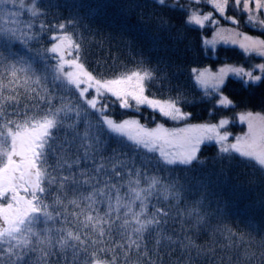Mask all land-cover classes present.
I'll list each match as a JSON object with an SVG mask.
<instances>
[{
	"label": "snow or ice",
	"instance_id": "obj_1",
	"mask_svg": "<svg viewBox=\"0 0 264 264\" xmlns=\"http://www.w3.org/2000/svg\"><path fill=\"white\" fill-rule=\"evenodd\" d=\"M155 2L185 10L186 25L214 27L212 39L202 40L211 49L218 43L231 44L246 56L264 58V38L241 33L240 21L227 14L231 6L245 14L247 24L264 29V0ZM202 3L214 11L192 6ZM6 5L24 10L32 19L20 21L26 30H0V264H50V257L59 254L67 260L69 253L71 264H118L121 256L122 264H155L150 252L173 246L189 254L195 249L198 256L214 255V248L196 245L186 234L174 238L166 230L172 219L171 205L160 204L178 203L183 186L177 187L175 176L162 181L159 175L150 174V165L155 160L173 173L177 168L191 170L193 165L206 163L200 158L202 145L214 144L221 160L239 157L264 171V115L238 113L236 118L246 124L247 131L236 136L228 130L234 121L225 116L215 123H184L173 128L162 123L148 127L136 118L117 121L109 113L110 104L136 111L146 106L177 123L187 122L192 114L183 110L181 105L188 100L179 94L160 98L150 92L166 76L142 55L133 68L112 76L90 70L82 46L86 37L79 31L83 17L78 14L52 22L47 9L58 8V4L0 0V6ZM105 7L99 0L90 7L88 18L103 14ZM214 13L237 27L221 26ZM10 15L19 17L23 12ZM160 26L166 27L167 22L161 21ZM44 35L50 46L37 48L31 56L15 48L19 43L33 52L29 41L40 43ZM149 40L155 47L156 39ZM192 73L203 89L201 99L213 104L210 115L217 108L236 107L223 91L229 78L246 88L264 83V63L246 69L225 62L216 71L205 67L193 68ZM58 133L70 138L61 141ZM102 133L117 144L111 156L99 151ZM200 203L186 210L188 217H195L193 227L204 225L208 215L201 213ZM248 228L251 231L245 234L222 224L213 231L226 236L225 247L243 246V259L257 255L254 245L264 257V234L252 221ZM148 239L154 241L152 250Z\"/></svg>",
	"mask_w": 264,
	"mask_h": 264
},
{
	"label": "trees",
	"instance_id": "obj_2",
	"mask_svg": "<svg viewBox=\"0 0 264 264\" xmlns=\"http://www.w3.org/2000/svg\"><path fill=\"white\" fill-rule=\"evenodd\" d=\"M37 2L42 6L49 2L60 5L58 8L47 9L49 13L47 19L52 22L66 20L77 14L83 17L79 31L86 37L82 46L90 70L112 76L125 69L133 68L135 59H139L141 55L152 66L159 67L166 79L152 85L150 92L160 98L176 97L179 94L182 100L187 99L188 103L181 106L184 111L192 114L187 121L189 123H215L221 116L237 122V114L246 111L264 114V83L246 88L235 78L227 80L223 91L235 101L236 107L217 108L211 115L209 114L213 104L206 99H201L203 90L194 81L193 68H217L225 62L250 68L264 61L257 59L256 56H246L235 47L220 46L214 52L213 49L204 46L202 40L211 37L214 27L199 29L186 25L185 10L161 6L155 0H103L106 5L103 14L90 19L87 13L99 0H37ZM188 2L189 0H179L180 4H188ZM168 3L171 4L172 0H168ZM74 4L82 5V7H72ZM192 6L199 7L204 12L214 11L208 4ZM2 7H5L6 11H2ZM15 11L24 12V10L12 9L11 5L0 6V30L9 28L26 30L20 21L32 18L26 12L19 17L10 16V12ZM227 14L235 16L239 21L245 16L243 13L234 11L231 6ZM214 15L220 20V25H230L217 13ZM262 16L264 12L261 13V18ZM161 21L167 22V26L162 28ZM238 27L244 32L248 31L264 38V31L260 29H254L248 25L243 27L242 24ZM149 37L156 39L155 47ZM29 46L32 47L33 52H28L19 43L15 44V48L24 56H31L37 48L48 47L50 44L47 36L44 35L40 43L29 41ZM141 108L136 111L121 109L118 104H110L109 113L117 121L138 118L148 127L155 126L160 120L158 114L144 107ZM89 119L95 122L94 116ZM237 126H239L237 128L239 133L236 134L247 131L244 125ZM84 127L82 124L80 130L83 131ZM230 129L231 126H228V130ZM58 135L61 141L70 138L63 133ZM101 136L99 151L104 156H111L112 149L116 148L117 144L114 140H110L106 133H102ZM73 148L75 149V145ZM200 158L206 161L203 166L193 165L192 169L187 171L177 168L175 173L168 171V166L157 164L153 160L150 165L152 170L150 174L159 175L162 181L171 180L175 176L178 178L177 187L183 186L178 203L175 200H169L160 204L161 207L171 205L172 219L165 226L166 230L174 238L177 235L183 237L186 234L196 245L203 246L205 249L214 248L215 254L198 256L195 249H192L189 254L175 246L160 247L158 251L150 252L151 259L155 261V264H262L264 257L260 256L261 249L254 245L252 250L256 251L257 255L252 260L243 259L241 255L243 246L239 249L225 247L228 244L226 236L213 230L218 225L227 224L237 232L247 234L251 231L248 228V222L252 221L259 227L260 233L264 234V171L239 157L221 160L217 154V146L214 144H205L201 149ZM212 169L221 173L214 172ZM197 201L201 202V213H208V215L204 225L193 227L195 217H188L186 210L195 207ZM72 226L68 224V227ZM182 226L184 231H181ZM146 242L148 248L152 250L154 241L148 239ZM49 259L50 264H71V253L68 254L67 260L59 254ZM131 259L135 260V255ZM122 262L121 256L118 264ZM141 264H146V261H141Z\"/></svg>",
	"mask_w": 264,
	"mask_h": 264
},
{
	"label": "rangeland",
	"instance_id": "obj_3",
	"mask_svg": "<svg viewBox=\"0 0 264 264\" xmlns=\"http://www.w3.org/2000/svg\"><path fill=\"white\" fill-rule=\"evenodd\" d=\"M7 9H8V7H6ZM2 9V11H6L5 10V7H2L1 8ZM24 13V12H23ZM218 15V14H217ZM10 16H12V17H15L14 15H10ZM262 18L264 19V16H262ZM227 23H229L230 25L229 26H224L223 24L221 25V26H223V27H237V26H234V25H232L230 22H228V21H226ZM241 23L240 24H242L243 25V27H245V25H248V26H252V27H254V29H260V30H262V31H264V29H261V28H259V27H257V26H254V25H249V24H247L246 22H245V16L241 19V21H240ZM239 24V25H240ZM232 25V26H231ZM195 27V26H194ZM198 28V27H197ZM238 31H240L241 33H244V34H248V35H250V36H253V37H258V36H256V35H253L254 33H250V32H248V31H242V30H240L239 29V27H238ZM250 31V30H249ZM214 32H215V30L211 33V37L210 38H208V39H212V37L214 36ZM260 38V37H259ZM205 46V45H204ZM208 48H210V46H208V45H206ZM220 46H229V47H235V48H237V49H239V47L238 46H234V45H231V44H227V45H225V44H223V43H218L217 45H216V47H215V49H213L214 50V52H215V50L218 48V47H220ZM240 51H242L241 49H239ZM243 52V51H242ZM252 56H255V55H252ZM257 57V59H260V60H262V61H264V58H261V57H258V56H256ZM224 65V64H223ZM223 65H221V66H223ZM221 66H218L217 68H211V70H213V71H216V70H218L219 69V67H221ZM244 66V65H243ZM245 67V66H244ZM249 67V66H248ZM247 69V68H246ZM202 70V69H201ZM193 77H194V74H193ZM194 81H195V79H194ZM227 82V81H226ZM196 83V82H195ZM197 85V84H196ZM198 86V85H197ZM199 87V86H198ZM200 88V87H199ZM201 89V88H200ZM201 90H203V89H201ZM142 107H144V108H146L147 110H149L150 112H153L151 109H149V108H147L146 106H142ZM132 109H135V108H132ZM140 109H142V108H140ZM153 113H156V112H153ZM156 114H159V113H156ZM255 114V113H254ZM261 115H264V114H261ZM159 116V122L158 123H162V124H164L165 125V127H169V128H173V127H180V126H183L184 125V123H189V122H179V123H177V122H174V121H171V120H168V119H166V118H164V117H162L160 114L158 115ZM136 119H138V118H136ZM139 120V119H138ZM140 121V120H139ZM142 124H144L142 121H140ZM205 123H208V122H205ZM191 124H193V123H191ZM201 124V123H200ZM146 125V124H145ZM156 125V124H155ZM237 125H241V123H239L238 121L237 122H233V123H231V124H229L228 126H231V129L229 130V131H231L232 132V134H233V136H236V135H241V134H236V133H239V131L237 130V128L239 127V126H237ZM242 125H244L245 126V128L247 129V126H246V124H242ZM146 126H148V125H146ZM154 127V126H153ZM204 145H202V147H203ZM202 147H201V149H202ZM205 166H207V164L205 165ZM214 172H218V173H221L220 171H218V170H216V169H212ZM211 171V170H210Z\"/></svg>",
	"mask_w": 264,
	"mask_h": 264
}]
</instances>
